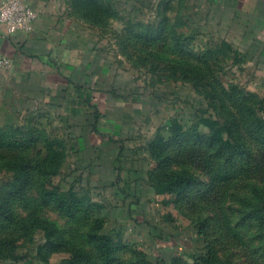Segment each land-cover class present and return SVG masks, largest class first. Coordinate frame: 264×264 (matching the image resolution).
<instances>
[{
	"label": "rangeland",
	"instance_id": "rangeland-1",
	"mask_svg": "<svg viewBox=\"0 0 264 264\" xmlns=\"http://www.w3.org/2000/svg\"><path fill=\"white\" fill-rule=\"evenodd\" d=\"M72 7L124 115L88 148L56 114L0 135V264H264V48L190 0Z\"/></svg>",
	"mask_w": 264,
	"mask_h": 264
},
{
	"label": "crops",
	"instance_id": "crops-1",
	"mask_svg": "<svg viewBox=\"0 0 264 264\" xmlns=\"http://www.w3.org/2000/svg\"><path fill=\"white\" fill-rule=\"evenodd\" d=\"M30 3L36 19L29 33H8L0 26V59L8 58L12 65L0 66V132L12 133L35 116L56 114L67 127L78 130L79 148H88L84 136L103 138L110 128L119 127L118 123L111 126L124 115L123 107L106 104L100 112L93 102L96 91L106 89L109 82L96 76L105 72L104 61L89 42L92 34L74 17L73 0ZM190 5L215 14L214 22H230L264 48V0H190ZM107 95L112 96V90H106ZM80 108L83 113L77 116Z\"/></svg>",
	"mask_w": 264,
	"mask_h": 264
},
{
	"label": "built area",
	"instance_id": "built-area-1",
	"mask_svg": "<svg viewBox=\"0 0 264 264\" xmlns=\"http://www.w3.org/2000/svg\"><path fill=\"white\" fill-rule=\"evenodd\" d=\"M36 13L30 0H1L0 26L8 33H29L34 26ZM0 66L9 69L11 61L8 58L0 59Z\"/></svg>",
	"mask_w": 264,
	"mask_h": 264
},
{
	"label": "trees",
	"instance_id": "trees-1",
	"mask_svg": "<svg viewBox=\"0 0 264 264\" xmlns=\"http://www.w3.org/2000/svg\"><path fill=\"white\" fill-rule=\"evenodd\" d=\"M212 123H214V121H211ZM17 129V128H16ZM15 129V131H16ZM15 131H13L12 133H5V132H0V135L2 136H6V135H13L15 134ZM219 130H216L215 132H213V135L217 136L219 134ZM178 136V135H176ZM228 139H225L224 143L227 142ZM177 178H180V176H177V177H173V179H171V187L174 185H178V183L174 182V180H177ZM28 181V178H22V180L18 183V184H13L12 185V191L13 193H16L19 191V189H22V186L27 183ZM43 195L46 197L49 196V197H52L55 199V203L57 204V206H59L61 209H70V204H72L73 200L71 201L70 200H67V197L66 195H63V196H58V194L54 191H46V190H43ZM1 213H4V212H1ZM45 222V221H44ZM52 231V228L53 227H49ZM108 241L106 239H103L100 241V245H99V249L103 250L104 252V249H106V252L104 254H108L110 251V248L108 247ZM199 260L203 261L202 264H212L213 261L210 260V257H207V259H204V258H200ZM74 264H89V262L87 260H84L82 258H78L77 261L74 262Z\"/></svg>",
	"mask_w": 264,
	"mask_h": 264
}]
</instances>
